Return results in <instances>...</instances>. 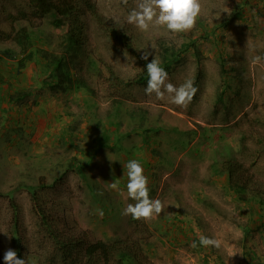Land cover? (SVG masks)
Wrapping results in <instances>:
<instances>
[{
    "label": "rangeland",
    "instance_id": "1",
    "mask_svg": "<svg viewBox=\"0 0 264 264\" xmlns=\"http://www.w3.org/2000/svg\"><path fill=\"white\" fill-rule=\"evenodd\" d=\"M93 1L108 26L126 30L142 53H151L150 62L165 63L162 47L177 51L166 70L169 82L191 79L198 92L185 108L146 95V83L124 85L141 66L91 18L89 58L71 72L70 85L49 86L54 80L43 51L60 52L62 38L52 15L34 27L38 36L27 48L34 54L22 67L19 46L1 41L0 264L9 248L26 264H42L50 254L32 190L65 230L91 240H138L140 264H240L263 255L264 60L252 61L264 57V0H200L196 26L182 33L129 24L139 0ZM18 9H28L27 1L0 0V28L8 30L4 16ZM5 49L15 56H4ZM17 91L25 95L10 97ZM229 155L250 175L245 199L228 187L222 160ZM132 159L149 178L150 197L165 206L147 222L122 215L135 203L127 196L124 168ZM58 176L62 180L48 187ZM115 180L114 190L109 183ZM10 202L17 206L16 225ZM201 235L221 247L201 246Z\"/></svg>",
    "mask_w": 264,
    "mask_h": 264
},
{
    "label": "trees",
    "instance_id": "2",
    "mask_svg": "<svg viewBox=\"0 0 264 264\" xmlns=\"http://www.w3.org/2000/svg\"><path fill=\"white\" fill-rule=\"evenodd\" d=\"M28 9H18L15 12H8L4 20L8 24V30L0 28V42L11 41L19 46L21 56L16 59L17 65L22 67L25 61L32 60L34 50H27L32 37H37L38 32L33 29L39 26L43 17L52 15V24L61 34L60 52L43 51V56L48 57L50 65V80H54L50 87L55 88L60 84H72L74 78L71 75L73 70L78 71L89 58L85 49L87 33L89 29V18L98 25L103 26L107 33L113 38L116 44L131 53L139 62L141 71L131 80L121 81L123 84H145L148 76L146 65L150 61L143 60V53L135 44L133 36L126 30H121L116 25L108 26L103 16L99 14L93 0H26ZM240 14L238 8L234 9V16ZM198 39H193L192 46ZM165 63L161 66L167 70L175 63L179 53L171 48L162 47ZM4 56L14 57L15 52L9 49L1 51ZM199 51L195 49V53ZM115 80H120L116 74L110 73ZM24 92L17 91L10 97L22 98ZM222 168L227 176L228 187L235 191L239 199H245L244 194L251 183L247 168L237 158L229 155L222 160ZM62 176H58L49 183L53 187ZM59 181V182H60ZM39 184V183H38ZM40 188H48L42 186ZM33 189V188H32ZM31 189V190H32ZM252 191H257L252 190ZM31 198L34 202L39 224L44 231L45 238L50 244L51 251L42 264H140L142 258L140 242L130 236L103 240L102 238L88 239L82 233H73L61 227L57 219L49 214L42 201L32 190ZM259 204H261L259 202ZM13 212L14 225L18 221L17 206L10 202ZM15 234L16 229H13ZM248 229L243 227L242 237H247ZM18 238V237H17ZM19 239V238H18ZM17 239V240H18Z\"/></svg>",
    "mask_w": 264,
    "mask_h": 264
},
{
    "label": "clouds",
    "instance_id": "3",
    "mask_svg": "<svg viewBox=\"0 0 264 264\" xmlns=\"http://www.w3.org/2000/svg\"><path fill=\"white\" fill-rule=\"evenodd\" d=\"M127 4L128 0H122ZM202 10L200 0H139L137 7L127 16V22L135 25L141 31H148L150 25L163 26L172 33H182L191 31L197 22ZM148 51L142 55V59L147 61ZM264 57L255 56L253 64H259ZM147 82L144 89L148 96L155 95L157 100L170 99L177 106L187 107L198 88L194 81L189 79L183 84L176 86L169 82L168 72L161 66L160 62L154 58L146 65ZM124 168L127 169V196L135 201L129 203L122 215L131 216L134 220H144L145 222L154 219L164 211V204L160 199L150 197L149 178L144 174L142 164L136 160H130ZM119 181L109 183L112 189H118ZM97 213L103 217V210L97 209ZM199 243L204 247H221V241L201 235ZM195 248V242L191 245ZM4 264H26L25 259L18 257L17 252L9 248L3 256Z\"/></svg>",
    "mask_w": 264,
    "mask_h": 264
},
{
    "label": "crops",
    "instance_id": "4",
    "mask_svg": "<svg viewBox=\"0 0 264 264\" xmlns=\"http://www.w3.org/2000/svg\"><path fill=\"white\" fill-rule=\"evenodd\" d=\"M262 253H257L255 255H252L254 257H251V260L246 259L245 257V261H241L242 263L240 264H264V252L263 255H261ZM246 262V263H245ZM233 264H238L233 260Z\"/></svg>",
    "mask_w": 264,
    "mask_h": 264
}]
</instances>
